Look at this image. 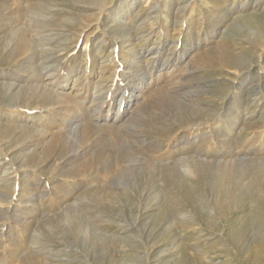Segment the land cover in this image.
I'll return each instance as SVG.
<instances>
[{"label": "rangeland", "instance_id": "1", "mask_svg": "<svg viewBox=\"0 0 264 264\" xmlns=\"http://www.w3.org/2000/svg\"><path fill=\"white\" fill-rule=\"evenodd\" d=\"M106 1L0 0V264H264V0Z\"/></svg>", "mask_w": 264, "mask_h": 264}, {"label": "bare ground", "instance_id": "2", "mask_svg": "<svg viewBox=\"0 0 264 264\" xmlns=\"http://www.w3.org/2000/svg\"><path fill=\"white\" fill-rule=\"evenodd\" d=\"M107 3H108V1H106V0H91V4L94 6V7H97L98 8V10L99 11H101V12H105L106 11V5H107ZM187 5V4H186ZM96 8V9H97ZM108 9V8H107ZM130 10L128 9V12H129ZM183 11V10H182ZM151 15V14H150ZM42 15H40V17H41ZM42 18V17H41ZM47 18V17H46ZM153 18V17H152ZM43 20V19H42ZM121 20H123L124 21V18H116V20H115V22L117 21V23L118 24H120L119 25V27H122L123 25V22L121 21ZM32 22H34V21H32ZM35 23V22H34ZM49 24V23H48ZM140 26V25H139ZM118 27V28H119ZM33 28V27H32ZM90 28V27H89ZM124 28V27H123ZM122 28V29H123ZM138 29H139V27H138ZM39 30V29H38ZM43 31V30H42ZM50 31V30H49ZM114 31V30H113ZM48 32V31H47ZM55 34V33H54ZM50 35V34H49ZM106 35V34H105ZM119 34H117V36H118ZM60 36H63L62 34H60ZM40 37H42V34H41V36ZM64 37V36H63ZM33 38V37H32ZM56 38V37H55ZM57 38H59V37H57ZM257 38V37H256ZM254 36L253 37H249V39H251L252 41H255V42H258L259 41V39L257 38L256 39ZM64 39V38H63ZM129 39V38H128ZM59 40V39H58ZM66 40V39H65ZM64 40V41H65ZM45 41H47V40H45ZM52 41V40H51ZM34 42V41H33ZM32 42V43H33ZM59 42H63V41H59ZM66 42V41H65ZM100 42V41H99ZM32 43H30L29 42V45L27 46V48H26V50H25V52H24V54H28V57H31V55L32 54H30V52H32V51H34V47H33V44ZM39 44V43H38ZM63 44V43H62ZM100 44V43H99ZM128 43H126V45H127ZM48 45L50 46V44L48 43ZM64 45H66V43L64 44ZM60 46H62V45H60ZM68 46V45H67ZM57 47V46H56ZM53 48V47H52ZM64 48H65V46H64ZM43 49V48H42ZM60 49V48H59ZM49 50V49H48ZM47 51V50H46ZM50 51V50H49ZM116 50H112L111 51V54H113V55H115L116 53ZM132 55H135V54H137V51L136 50H132ZM52 55V54H51ZM33 57V56H32ZM108 61V60H107ZM102 63H104V62H102ZM101 63V64H102ZM121 63V62H120ZM101 66H103V65H101ZM19 68V67H18ZM22 70V69H21ZM33 71V70H32ZM38 72V71H37ZM41 72V71H40ZM73 73H74V71H73ZM33 74H34V72H33ZM39 78V77H38ZM124 79V78H123ZM37 87V86H36ZM42 87V86H41ZM99 87L98 86H96L95 87V89H98ZM47 89V88H46ZM100 91V90H99ZM98 91V92H99ZM77 95V94H76ZM122 98L123 97H121V100L119 101V103H118V112L116 113V118H118L119 116H120V111H122L123 112V109L126 107V105H125V102H123L122 101ZM70 101V100H69ZM83 103V102H82ZM73 104V103H72ZM75 104V103H74ZM128 104V103H127ZM81 105V104H80ZM79 111V110H78ZM96 116V115H95ZM115 123V122H114ZM235 128V127H234ZM78 136V135H77ZM2 157V156H1ZM2 158H4V157H2ZM1 162V161H0ZM16 186V185H15ZM11 204V203H10Z\"/></svg>", "mask_w": 264, "mask_h": 264}]
</instances>
